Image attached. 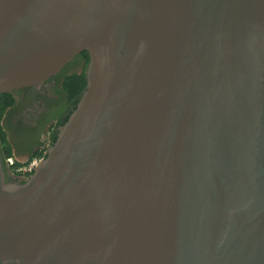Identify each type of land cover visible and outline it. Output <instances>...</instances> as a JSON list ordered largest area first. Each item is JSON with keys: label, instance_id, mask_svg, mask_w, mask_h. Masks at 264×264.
<instances>
[{"label": "water", "instance_id": "water-1", "mask_svg": "<svg viewBox=\"0 0 264 264\" xmlns=\"http://www.w3.org/2000/svg\"><path fill=\"white\" fill-rule=\"evenodd\" d=\"M82 52L0 264H264V0H0V96Z\"/></svg>", "mask_w": 264, "mask_h": 264}, {"label": "flooded vegetation", "instance_id": "flooded-vegetation-1", "mask_svg": "<svg viewBox=\"0 0 264 264\" xmlns=\"http://www.w3.org/2000/svg\"><path fill=\"white\" fill-rule=\"evenodd\" d=\"M86 62L85 53L82 52L38 88H26L10 93L14 103L6 109L2 123L9 138L15 143L11 148L12 156L23 159V162L16 159L17 163L26 164L42 150L46 152L51 147L53 134L57 135L63 119L73 109V104L62 91L64 79L72 74L83 73ZM3 170L6 182L22 184L27 180L17 175L13 178L10 169L5 165Z\"/></svg>", "mask_w": 264, "mask_h": 264}, {"label": "trees", "instance_id": "trees-1", "mask_svg": "<svg viewBox=\"0 0 264 264\" xmlns=\"http://www.w3.org/2000/svg\"><path fill=\"white\" fill-rule=\"evenodd\" d=\"M83 53H85V58L87 61L86 63H88V55L86 52H83ZM85 84H86V80H85L84 72L81 73L80 75L72 74L70 76H67L64 79L62 91L65 94V96L67 97V99L69 100V102L71 104H73V109L65 117V119H63L62 123L60 124L61 126H63L67 122V120L69 119L72 112L76 109L77 104L79 102V99L81 97V93L85 88ZM13 103H14V99L10 95V93L3 94L0 96V153L2 156L3 162L7 158L12 157V151H11V146L7 140L6 134L3 130L2 118H3V115L6 111V109L11 107L13 105ZM56 139H57V135L53 134V136L51 138V143H52L51 146L55 143ZM40 154L41 153H39L37 155H40Z\"/></svg>", "mask_w": 264, "mask_h": 264}, {"label": "built area", "instance_id": "built-area-1", "mask_svg": "<svg viewBox=\"0 0 264 264\" xmlns=\"http://www.w3.org/2000/svg\"><path fill=\"white\" fill-rule=\"evenodd\" d=\"M45 150L41 151L40 155L33 157L26 164H16L13 157H9L5 160L8 166L12 169L15 175L20 177L28 178L34 172L38 163L43 159L46 152Z\"/></svg>", "mask_w": 264, "mask_h": 264}, {"label": "rangeland", "instance_id": "rangeland-1", "mask_svg": "<svg viewBox=\"0 0 264 264\" xmlns=\"http://www.w3.org/2000/svg\"><path fill=\"white\" fill-rule=\"evenodd\" d=\"M2 124L4 125V123H2ZM46 135H47V134H46ZM46 135H45V136H46ZM7 136H8V134H7ZM45 136H44V137H45ZM44 137H43V138H44ZM7 140H8V142H10L9 144H11L10 146H11V148H12V145H15V143H13L12 138H11V137L9 138V136H8V137H7ZM43 141H44V139H43ZM46 141H47V137H46ZM21 153H23V152H21ZM12 157H13V159L15 160V162H16V159L19 160V161H21V162H23V161H22L23 159L16 158V157H14V156H12ZM16 164H19V163L16 162ZM20 164H21V163H20ZM4 165H5L6 168H9V169H10L9 171H10L11 175H12L13 178H14V175H15L14 172L12 171V169L8 166V164H7L5 161L3 162V166H4Z\"/></svg>", "mask_w": 264, "mask_h": 264}, {"label": "crops", "instance_id": "crops-1", "mask_svg": "<svg viewBox=\"0 0 264 264\" xmlns=\"http://www.w3.org/2000/svg\"><path fill=\"white\" fill-rule=\"evenodd\" d=\"M3 125V124H2ZM3 130H4V132H5V134H6V137H7V129L5 128V126L3 125Z\"/></svg>", "mask_w": 264, "mask_h": 264}]
</instances>
